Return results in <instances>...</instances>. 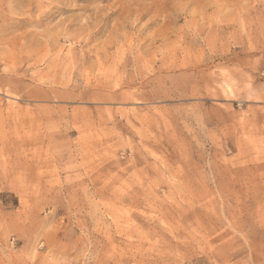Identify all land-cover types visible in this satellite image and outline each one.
<instances>
[{
  "label": "rangeland",
  "instance_id": "rangeland-1",
  "mask_svg": "<svg viewBox=\"0 0 264 264\" xmlns=\"http://www.w3.org/2000/svg\"><path fill=\"white\" fill-rule=\"evenodd\" d=\"M0 264H264V0H0Z\"/></svg>",
  "mask_w": 264,
  "mask_h": 264
}]
</instances>
